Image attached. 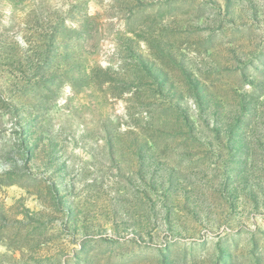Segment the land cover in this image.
I'll use <instances>...</instances> for the list:
<instances>
[{"label": "rangeland", "instance_id": "1", "mask_svg": "<svg viewBox=\"0 0 264 264\" xmlns=\"http://www.w3.org/2000/svg\"><path fill=\"white\" fill-rule=\"evenodd\" d=\"M0 264H264V0H0Z\"/></svg>", "mask_w": 264, "mask_h": 264}]
</instances>
